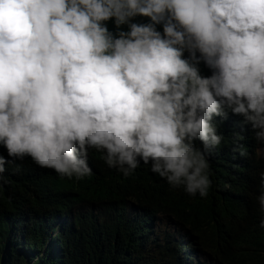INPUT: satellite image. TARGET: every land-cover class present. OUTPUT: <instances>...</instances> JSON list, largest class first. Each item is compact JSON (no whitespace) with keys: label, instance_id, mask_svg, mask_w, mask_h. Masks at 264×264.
I'll use <instances>...</instances> for the list:
<instances>
[{"label":"clouds","instance_id":"9594fccd","mask_svg":"<svg viewBox=\"0 0 264 264\" xmlns=\"http://www.w3.org/2000/svg\"><path fill=\"white\" fill-rule=\"evenodd\" d=\"M229 111L264 155V0H0V180L29 157L80 181L95 150L203 198Z\"/></svg>","mask_w":264,"mask_h":264},{"label":"trees","instance_id":"16d2710c","mask_svg":"<svg viewBox=\"0 0 264 264\" xmlns=\"http://www.w3.org/2000/svg\"><path fill=\"white\" fill-rule=\"evenodd\" d=\"M107 27L116 31L113 21ZM198 67L211 76L203 62ZM213 123L223 146L215 159L207 153L211 185L203 198L173 189L143 163L124 177L95 150L88 154L92 174L80 181L29 157L5 165L0 264H264L262 145L230 111ZM0 155L9 159L2 146Z\"/></svg>","mask_w":264,"mask_h":264},{"label":"rangeland","instance_id":"374dc122","mask_svg":"<svg viewBox=\"0 0 264 264\" xmlns=\"http://www.w3.org/2000/svg\"><path fill=\"white\" fill-rule=\"evenodd\" d=\"M185 252H186V250H185Z\"/></svg>","mask_w":264,"mask_h":264}]
</instances>
